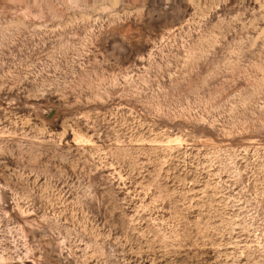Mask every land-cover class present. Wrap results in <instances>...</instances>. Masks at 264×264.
Wrapping results in <instances>:
<instances>
[{
    "label": "rangeland",
    "instance_id": "obj_1",
    "mask_svg": "<svg viewBox=\"0 0 264 264\" xmlns=\"http://www.w3.org/2000/svg\"><path fill=\"white\" fill-rule=\"evenodd\" d=\"M0 264H264V0H0Z\"/></svg>",
    "mask_w": 264,
    "mask_h": 264
}]
</instances>
